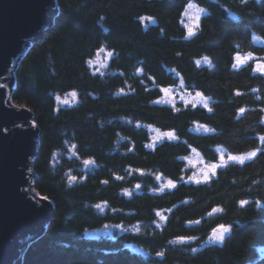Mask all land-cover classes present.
I'll return each instance as SVG.
<instances>
[{
  "label": "trees",
  "instance_id": "1",
  "mask_svg": "<svg viewBox=\"0 0 264 264\" xmlns=\"http://www.w3.org/2000/svg\"><path fill=\"white\" fill-rule=\"evenodd\" d=\"M189 3L203 11L191 37L181 20ZM53 5L6 78L10 103L37 130L31 192L53 207L20 264H264V73L254 66L264 62V0ZM100 49L112 55L94 70L88 61ZM237 53L254 58L234 68ZM169 87L202 93L207 107L162 102ZM73 91L71 105L58 104ZM150 129L176 139L154 141ZM217 147L260 151L206 183L185 181V158L215 162ZM220 224L227 238L203 245Z\"/></svg>",
  "mask_w": 264,
  "mask_h": 264
},
{
  "label": "water",
  "instance_id": "2",
  "mask_svg": "<svg viewBox=\"0 0 264 264\" xmlns=\"http://www.w3.org/2000/svg\"><path fill=\"white\" fill-rule=\"evenodd\" d=\"M54 14L53 0H0V264H20L23 245L41 234L53 212L50 202L30 193L37 130L10 103L6 78Z\"/></svg>",
  "mask_w": 264,
  "mask_h": 264
},
{
  "label": "rangeland",
  "instance_id": "3",
  "mask_svg": "<svg viewBox=\"0 0 264 264\" xmlns=\"http://www.w3.org/2000/svg\"><path fill=\"white\" fill-rule=\"evenodd\" d=\"M192 5H193V7L191 9H189L187 7L188 6V4H187L185 6V10L182 13V19L181 20H182V23L185 27L187 34H188V25L193 23V21L190 20L189 18L192 16L198 15L199 19H200V16L203 14V11L200 8H198L194 4H192ZM186 10H187V14H185ZM195 28H194V31H195ZM97 53L95 54L94 58L91 60L93 63L90 65V67L94 70H101V69L105 68L106 61L108 60V57H109L107 55V53H109V52L104 50L99 55H97ZM257 62L264 64V62H261V61H257ZM257 62L254 65L255 68L257 66ZM260 73H264V72H260ZM169 89L171 90L169 95H166L163 92L162 102H164V103L174 104V103H179L181 101L183 103L192 104V105L204 104L203 102L199 101L198 99H194L196 93L185 92L180 87H169ZM58 97H59V99H57ZM57 98L56 99H57V102L59 105L68 106V105H71V103H73V97H72L71 93H67V94H64L62 96H57ZM65 100L67 101V103L64 102ZM30 125H32V123ZM150 130H151L152 138L154 141H157V140H160V139L166 137V136H164V137L159 136V133H164V132H159V131L152 130V129H150ZM257 149L258 148L254 149V150H248V151H245V152H242L239 154H233V153H229L228 151H226V149H224L222 147H217L216 151L218 153V158H217V161H215V162H207L197 152L193 151L191 155H189L185 158V163H186L188 170H189V175L185 179V181L195 182V180H189V177L195 176L196 178L200 179L202 182L203 181V174H204V172H206L208 170V166L212 165V164H220L221 163V156H223L224 160H225V163L222 165V166H224L227 163H239L237 161L228 160L229 155L244 156L250 152L256 151ZM211 175H213V174H210V176ZM167 182L168 181H165L163 185H166ZM30 193H32L31 190H30ZM215 228H218V226H216ZM117 229L120 230V228H117ZM100 230H101V232L111 233L114 230V228L109 227V226H103ZM100 230L96 231L95 233L96 234L100 233L99 232ZM229 232H230V230L227 233H224L223 241L227 238V236L229 235ZM212 235H213V230L209 233L207 239L202 244L203 245H217V244H221L223 242V241L221 242V241H216V240L211 239Z\"/></svg>",
  "mask_w": 264,
  "mask_h": 264
},
{
  "label": "snow or ice",
  "instance_id": "4",
  "mask_svg": "<svg viewBox=\"0 0 264 264\" xmlns=\"http://www.w3.org/2000/svg\"><path fill=\"white\" fill-rule=\"evenodd\" d=\"M187 7H188L189 9H191V8L193 7V5H192L191 3H189ZM185 14H187V10H186V13H185ZM140 19H141V20H144L145 18H144V17H141ZM147 19H151V18L149 17V18H147ZM189 19L193 21L192 24L188 25V36L191 37V36H193V35L195 34V33H194V28L198 26L199 16H198V15H196V16H192V17H190ZM103 51H104V49H100L99 52L97 53V55H99V54L102 53ZM107 55L110 57V56L112 55V53L109 52V53H107ZM253 58H254V57L252 56L251 53H248L246 56H243V57H242L239 53H237L236 56H235V61H236V63L233 64V67H234V68H237V67H239L241 64H244V63H246L248 60L253 59ZM205 59H206V58H205ZM88 63L91 65L93 62H92L91 60H89ZM197 63H199V61H197ZM255 71H258V72H264V64H261V63L257 62V66H256V68H255ZM121 91H123V90H121ZM161 91H163L166 95H169L170 92H171V90H170L169 88H163V89H161ZM71 95H72L73 98H75V97H76V92L73 91V92L71 93ZM237 95H239V93H237ZM57 99H59V97H58ZM194 99H198L199 101L203 102V103H204V106L207 107V98L204 97L202 93H200V92H196ZM64 102L67 103L66 100H65ZM193 106H194V105H193ZM209 111H211V109H209ZM239 111H240L241 113H243V112L245 111V109L241 108ZM206 130H207V129H206ZM157 131H158V130H157ZM159 136H160V137H164V136H166V137H168L169 139H176V136H175V134H174L173 132L159 133ZM260 141H261V144H264V136H261V137H260ZM73 147H75V146H73ZM148 147H152V145H148ZM257 151H260V150L257 149L256 151L250 152V153H248V154H246V155H244V156L229 155V156H228V160H230V161H237V162L243 164L245 160H248V159H251V158L255 157L256 154H257ZM91 163H93V161H91V160H85V161H84V164H85V165H89V164H91ZM224 163H225L224 157L221 156V163H220V164H212V165H209V166H208V170H207L206 172H204V174H203V181L206 183V182L210 179V174H213V175H214L215 172H216V169H217L218 167H221ZM136 171H141V170L137 169ZM141 174H143V173L141 172ZM121 179H123V177H119V176L117 177V180H121ZM156 179L159 180L160 177L157 176ZM75 180H76V177H75V176H69V181H75ZM189 180H195V182L198 183V184L201 183V180L198 179V178H196L195 176H193V177H189ZM105 183H107V181H105ZM175 186H176V185H175V183H174L172 180H169V181L167 182V184L164 185V187H167V188H174ZM137 187H139V185H137ZM125 194H126V195H130V193H128V192H126ZM45 199H47V197H46ZM257 203L259 204V202H257ZM240 204H241L242 206H243V205H246V204H248V201H247V200H241V201H240ZM96 207L99 208L100 205H96ZM212 211H213V212H219V211H221V209H219V208H214ZM157 215H160V213H157ZM229 230H230V229H229L228 226H226V225H224V224H220V225L218 226V228L213 229V235H212L211 239L216 240V241H221V242H222L223 239H224V233H227ZM178 239H179L181 242H183L186 238H185V237H180V238H178ZM192 251L195 252L196 249L193 248ZM158 255H162V254H161V253H158Z\"/></svg>",
  "mask_w": 264,
  "mask_h": 264
}]
</instances>
